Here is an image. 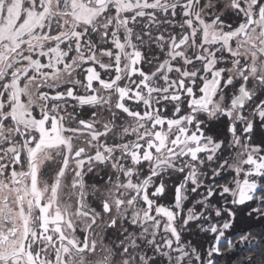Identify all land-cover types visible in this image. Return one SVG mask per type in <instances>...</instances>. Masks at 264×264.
Segmentation results:
<instances>
[{
  "label": "snow or ice",
  "instance_id": "obj_1",
  "mask_svg": "<svg viewBox=\"0 0 264 264\" xmlns=\"http://www.w3.org/2000/svg\"><path fill=\"white\" fill-rule=\"evenodd\" d=\"M0 264H264V0H0Z\"/></svg>",
  "mask_w": 264,
  "mask_h": 264
}]
</instances>
